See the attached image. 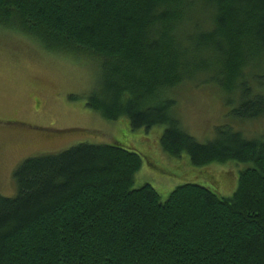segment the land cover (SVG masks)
<instances>
[{"label": "trees", "instance_id": "1", "mask_svg": "<svg viewBox=\"0 0 264 264\" xmlns=\"http://www.w3.org/2000/svg\"><path fill=\"white\" fill-rule=\"evenodd\" d=\"M0 25L94 64L86 103L103 118L163 126L164 151L195 166L244 165L230 196L185 183L162 201L133 188L141 156L119 143L26 158L0 195V264H264V139L225 124L199 142L168 93L207 76L231 118L264 117L246 72L264 66V0H0Z\"/></svg>", "mask_w": 264, "mask_h": 264}, {"label": "rangeland", "instance_id": "2", "mask_svg": "<svg viewBox=\"0 0 264 264\" xmlns=\"http://www.w3.org/2000/svg\"><path fill=\"white\" fill-rule=\"evenodd\" d=\"M249 83L264 94V66L250 71ZM207 76L184 81L168 93L175 100L173 114L183 130L199 142L215 137L225 124L246 136L264 139V117L239 121L228 113V96ZM260 83V84H259ZM98 85L94 64L76 56L46 51L29 34L0 25V195L16 194L13 173L26 158L56 154L79 143L116 144L141 156L133 188L151 185L165 201L172 190L194 183L230 196L244 165L235 161L195 166L188 155L164 151L163 126L132 129L127 118L112 121L87 106L88 94ZM236 94V93H235ZM232 94L234 104L238 95ZM228 174H230L228 176Z\"/></svg>", "mask_w": 264, "mask_h": 264}]
</instances>
